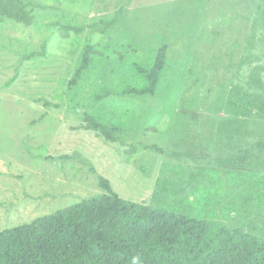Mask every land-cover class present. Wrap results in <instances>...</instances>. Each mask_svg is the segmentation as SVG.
I'll list each match as a JSON object with an SVG mask.
<instances>
[{
  "label": "rangeland",
  "instance_id": "rangeland-1",
  "mask_svg": "<svg viewBox=\"0 0 264 264\" xmlns=\"http://www.w3.org/2000/svg\"><path fill=\"white\" fill-rule=\"evenodd\" d=\"M23 1L30 26L0 22V232L102 194L101 175L151 206L206 188L219 222L264 238V191L257 199L251 183L217 182L227 170L264 176V0ZM58 25L84 31L63 40ZM87 42L98 54L70 88ZM162 45L155 94L122 95L133 64L149 67ZM232 92L254 100L235 105ZM85 113L136 153L80 129Z\"/></svg>",
  "mask_w": 264,
  "mask_h": 264
},
{
  "label": "trees",
  "instance_id": "trees-1",
  "mask_svg": "<svg viewBox=\"0 0 264 264\" xmlns=\"http://www.w3.org/2000/svg\"><path fill=\"white\" fill-rule=\"evenodd\" d=\"M6 20L30 26L34 17L23 0H0V22ZM57 27L63 40L84 31L82 26ZM166 53L167 46L162 45L149 67L133 64L135 82L121 94L153 96L164 74ZM97 54L91 42L83 46L70 88ZM44 55L43 46L22 60ZM231 100L245 105L254 97L249 92L243 96L232 92ZM79 128L106 143L118 144L127 156L137 151L122 140L113 124H104L94 115L85 113ZM143 147L162 153L156 146ZM247 157L248 152L240 156V164ZM97 181L102 194L0 232V264H264V238L232 231L219 222L212 210L214 201L206 197L211 190L199 187L178 205L151 206L146 197L137 201L121 198L101 175ZM217 182L220 188L224 182L229 187L251 183L257 188V199L264 191V176L253 171L227 170L224 180L218 178ZM162 185L157 182L158 187Z\"/></svg>",
  "mask_w": 264,
  "mask_h": 264
}]
</instances>
